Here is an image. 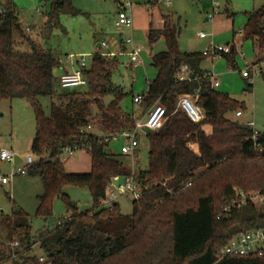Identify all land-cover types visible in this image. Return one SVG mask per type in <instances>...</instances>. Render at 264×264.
Segmentation results:
<instances>
[{"label":"trees","instance_id":"1","mask_svg":"<svg viewBox=\"0 0 264 264\" xmlns=\"http://www.w3.org/2000/svg\"><path fill=\"white\" fill-rule=\"evenodd\" d=\"M40 1L49 6L43 25L46 31L53 27L64 31L60 16L80 12L73 0ZM157 2L148 0L147 4L154 7ZM3 7L0 100L24 98L34 111L31 152L38 159L27 174L38 177L43 187L35 216L52 215V201L60 198L69 218L37 240L31 239L29 224L7 218L11 237L18 239L0 242V264H264L263 254L218 257L237 232L264 227V204L247 200L224 210L236 198L235 188L264 195V131L252 138L250 126L228 117L243 109L244 103L211 86L201 65L207 55L179 49V30L168 15H163L161 28L150 27L146 34L149 44L162 39L166 49L151 57L156 73L147 81L143 99L144 110L159 102L168 116L161 128L147 132L148 166L137 170L145 193L132 200L130 214H123L118 204L107 209L98 201L114 179L131 172L130 166L106 149L108 140L103 135L133 125L132 113L120 106L124 92L110 81L119 64L117 55L94 53L84 69L86 90L60 93L59 102L46 115L38 97L53 96L54 68L59 62L50 50L32 41L29 51H16L13 30L19 28L18 19L10 5ZM263 19L264 3L247 12L243 39L264 52ZM219 55L236 67L233 48ZM182 65L197 79L179 81L176 74ZM107 95L112 99L106 103ZM184 95L195 99L201 120L192 121L176 108L177 99ZM92 104L98 109L101 134L85 129L90 125ZM66 147L87 151L88 172L65 170L60 155ZM187 181L191 184L176 190ZM66 186L86 187L92 209L80 210L64 192ZM15 240L18 245L13 247ZM34 244L44 251L43 260L30 252Z\"/></svg>","mask_w":264,"mask_h":264},{"label":"rangeland","instance_id":"2","mask_svg":"<svg viewBox=\"0 0 264 264\" xmlns=\"http://www.w3.org/2000/svg\"><path fill=\"white\" fill-rule=\"evenodd\" d=\"M147 0H131L128 12L132 18L148 16L152 9L146 4ZM209 3L212 0H207ZM220 3L221 13H218L212 23L205 21L209 12L206 6L201 7L198 0H158L161 9L167 10L175 16L174 23L179 32L177 36L179 49L182 51H202L208 45L234 44L233 61L236 67H231L226 58L221 55L207 57L202 62V68L218 75L217 90L228 92L231 96L244 103L241 115L232 112L229 118L243 123L253 121L254 127L264 131V69L253 73L249 77L242 76L241 71L250 62L261 60V50L250 40L243 39V27L246 13L257 8L264 0H216ZM0 4L10 5L17 16L19 28L13 30L14 49L26 52L31 48V41L44 50H50L59 64L54 68L53 96H40L38 101L44 113L49 115L52 104L59 102L58 96L62 92L84 91L86 84L72 87H62L59 75L63 66L72 71L77 67L78 58L96 51L98 42H108L109 49L117 50L120 41L131 37L134 42L142 46L141 62L134 65L130 62L125 51L117 55L119 64L113 70L110 81L124 92L120 100L122 110L132 113L135 119H141L146 110L141 104L133 101V96L146 92L147 81L151 79L156 69L150 63L152 54L165 50L166 46L161 39L152 47L148 44L145 31L118 27L115 24L117 4L115 0H73V5L80 11L76 16L62 14L59 27L49 31L43 29L46 14L49 9L47 3L40 0H0ZM154 9V7H153ZM156 10V9H155ZM264 27V19L262 20ZM201 30L212 33L211 36H199ZM241 30V32H238ZM126 45V43H125ZM128 50L129 45H126ZM107 48H101L106 50ZM111 95L104 97L109 102ZM195 101L194 98H192ZM159 103V102H156ZM95 104L90 108V130L102 133L97 129L99 117ZM36 131L34 111L24 98L0 100V149L12 150L23 160L31 155L33 161L38 159L31 152V143ZM116 131V130H115ZM148 130H137L138 145L134 168L144 170L148 166L149 138ZM123 137L109 139L106 149L112 152L114 158L123 160L132 166L128 155L122 153ZM67 172L84 173L90 170V159L83 148L75 149L70 154L62 152L60 155ZM67 160V161H66ZM14 165L11 161L0 160V174L8 175ZM43 187L38 177L28 174H15L5 184H0V242L10 243L13 239L5 220L9 218L16 224L27 223L31 226V239L37 240L54 230L58 220L65 219L68 214L64 202L60 198L52 201V215L47 217L35 216L37 196L42 194ZM64 192L71 200L77 203L80 210L92 209V198L86 187L66 186ZM130 195H120L117 204L121 213L130 214L132 210ZM26 213L24 216L19 211ZM18 245V244H17ZM16 247V245H13ZM33 254L45 256L44 251L34 244L30 251ZM43 256V257H44ZM2 264H12L7 261Z\"/></svg>","mask_w":264,"mask_h":264},{"label":"built area","instance_id":"3","mask_svg":"<svg viewBox=\"0 0 264 264\" xmlns=\"http://www.w3.org/2000/svg\"><path fill=\"white\" fill-rule=\"evenodd\" d=\"M117 4V14L115 18V24L118 27H132L133 19L128 12V7L131 5V0H115ZM150 9L153 7L149 6ZM4 12L3 5L0 4V13ZM221 12L220 3L216 0H212L210 5V10L206 14V21L212 23L215 16ZM238 32H241L239 30ZM212 33L205 32L201 30L198 32L199 36H211ZM126 45H129L130 48L125 50L128 55L130 62L134 65H137L141 62L140 53L142 51V46L133 41L131 37H127L124 41ZM101 48H107L108 42H100ZM230 45H208L203 50L202 53L208 57H213L219 55L220 52H229ZM99 53L105 56L115 55L114 52L109 50H99ZM94 53L92 52L87 55H81L78 58V65L72 71H64L59 76V81L62 87L68 88L77 85L86 84V78L84 75V69L86 68L89 60L93 57ZM264 69V57L255 62H250L247 64V67L241 71L242 76L249 77L253 73L261 72ZM206 74L209 76L210 84L212 87H218L220 82L217 74H213L209 70H206ZM177 78L179 81H192L197 79L196 75H192L187 65H182L177 71ZM145 97V93L136 94L133 96V101L135 103L141 104ZM176 108L184 111L187 116L192 121H199L202 119L203 114L200 107L192 100L191 95H184L177 99ZM236 115H241V110L235 112ZM167 113L165 107L161 103H154L148 109H146L141 119H135L133 115V125L128 128H123L117 131L103 134L107 140L117 139L118 137L124 138V143L122 147V153L128 155L131 159V172L128 175L116 178L113 180L111 185L108 187L105 195L101 197L99 205L106 207L107 209H112L115 204H117L118 196L120 195H130L133 199H140L144 193L146 186L142 184L141 179L137 175V170L134 168V162L136 159V147L138 145L137 140V130L140 128H145L148 131H153L161 128L164 122L167 119ZM246 125L252 128L251 137L255 138L260 131L254 127L253 121L245 122ZM91 125H87L85 129H89ZM101 134V133H99ZM261 148H259V151ZM73 150L69 147H66L63 152L71 153ZM14 153L12 150L0 149V160L11 161L14 165V168L11 169L8 175L0 174V184H5L9 179L15 174H27L28 168L32 165L33 158L31 155H27L25 159L18 157V162H16ZM165 183V182H164ZM163 183V184H164ZM191 182L187 181L179 185L176 190L179 191L184 189L186 186L190 185ZM235 196L231 201V204H228L224 207L225 211H228L230 206L235 203H245L247 200L254 201L260 205L264 204V195L257 191L245 192L240 188H235ZM66 217L63 220H58L57 225H61L64 220L68 219ZM13 245H17L18 241H13ZM251 254H263L264 255V227L253 228L249 230L239 231L234 234L230 240L220 249L218 257L222 258L230 255H251ZM40 260H43V256H40Z\"/></svg>","mask_w":264,"mask_h":264},{"label":"crops","instance_id":"4","mask_svg":"<svg viewBox=\"0 0 264 264\" xmlns=\"http://www.w3.org/2000/svg\"><path fill=\"white\" fill-rule=\"evenodd\" d=\"M148 1V0H147ZM147 1H146V4H147ZM199 2V5H201V7L203 6H206L209 10L210 8V5H211V2L209 3L207 0H198ZM156 9V10H155ZM221 13V12H220ZM163 15H168L170 17V19L174 22L175 21V16L173 15V13L167 11V10H163L159 7L158 5V2L157 4L154 6V9L151 10V12L148 14V16H138L137 19H133V24H132V27L130 28V31H134L135 29H141L143 27L144 31H145V35L147 34V31L150 27H155V28H161L163 26V23H164V18H163ZM132 17V16H131ZM205 21H206V17H205ZM245 21H246V16H245ZM207 22V21H206ZM208 23V22H207ZM123 28V27H122ZM127 28V27H126ZM161 40V39H160ZM159 41V40H158ZM157 41V42H158ZM157 42L155 43H152V44H149L151 47L153 44H156ZM100 43V42H98ZM165 43V42H164ZM118 43H116V46H117V50H112V49H109V45L107 47V50L109 51H112L115 53V55H120L121 53L125 52L127 46L125 45L124 41H120V44L117 45ZM232 45V48L234 49V44H231ZM99 50H101V46L98 47ZM232 50V49H231ZM262 53V56L264 55V52L263 51H260ZM153 55V54H152ZM151 55V57H152ZM151 57H150V63H151ZM64 71H68L67 68H65V66H63V69H62V72L63 73ZM60 73V74H61ZM60 76V75H59ZM249 120H246L244 121L243 123L245 122H248ZM257 129V128H256ZM258 130V129H257ZM260 131V130H258ZM262 132V131H261ZM18 155H17V159H16V162H18ZM67 161V160H66Z\"/></svg>","mask_w":264,"mask_h":264},{"label":"water","instance_id":"5","mask_svg":"<svg viewBox=\"0 0 264 264\" xmlns=\"http://www.w3.org/2000/svg\"><path fill=\"white\" fill-rule=\"evenodd\" d=\"M99 46H101V44L100 43H97L96 44V46H95V48H96V51L95 52H98L99 51ZM232 49V45H230V50ZM15 158H17V156H15Z\"/></svg>","mask_w":264,"mask_h":264}]
</instances>
